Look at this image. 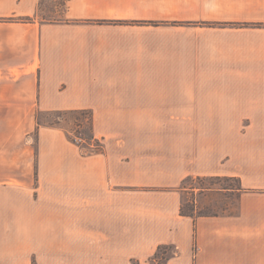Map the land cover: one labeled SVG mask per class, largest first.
Returning a JSON list of instances; mask_svg holds the SVG:
<instances>
[{
	"label": "crops",
	"instance_id": "obj_1",
	"mask_svg": "<svg viewBox=\"0 0 264 264\" xmlns=\"http://www.w3.org/2000/svg\"><path fill=\"white\" fill-rule=\"evenodd\" d=\"M62 1L0 0V264H264V0ZM77 110L100 152L37 122Z\"/></svg>",
	"mask_w": 264,
	"mask_h": 264
},
{
	"label": "rangeland",
	"instance_id": "obj_2",
	"mask_svg": "<svg viewBox=\"0 0 264 264\" xmlns=\"http://www.w3.org/2000/svg\"><path fill=\"white\" fill-rule=\"evenodd\" d=\"M64 9L63 1L62 0H41V4L39 6V18L42 19H60L59 17L62 15V11ZM162 127V137L166 138L165 143H169V131L168 128L170 126L171 120H159ZM178 122L179 127H185L186 126V120H176ZM37 122L41 125H52V126H59L63 127V129L69 133V136L71 138L79 137L82 138L83 141H76L83 154H89L92 151H98L99 146H101L100 141L98 140H91L90 139V127H89V121H88V115H80L78 113H67V114H61V115H48V114H40L39 118L37 119ZM158 120H156V123ZM149 126V124H147ZM34 137V136H33ZM147 142H153L154 137L152 135H149L147 131L146 136ZM208 187L211 186L212 188H222V187H236L237 182L236 181H227V180H194L191 182H185L184 187H187L190 189V187ZM201 200V196L198 198ZM198 200V201H199ZM189 201H193V197L191 195L185 193L183 196V207L185 211L190 210V203ZM10 200H8L9 204ZM232 203V204H231ZM235 203L232 202L231 199H228L226 197H218V196H212L208 197L206 201L202 204V202L199 201L198 208L196 212H202V213H216V214H225L230 213L234 211ZM190 212V211H189ZM2 232H0V235ZM5 233V232H3ZM2 240H5L0 237V242ZM3 245V244H0ZM175 250H173L170 247H167L166 250H164L165 254L162 257H168L171 254L174 253ZM162 260L160 259L159 262ZM33 264H36L35 261H33Z\"/></svg>",
	"mask_w": 264,
	"mask_h": 264
},
{
	"label": "trees",
	"instance_id": "obj_3",
	"mask_svg": "<svg viewBox=\"0 0 264 264\" xmlns=\"http://www.w3.org/2000/svg\"><path fill=\"white\" fill-rule=\"evenodd\" d=\"M63 6H65V3H64V1H63ZM27 20V19H26ZM67 113H78V114H80V115H88V121H89V129H90V134H91V136H90V139L92 140H94V138H93V134H92V115H91V112H89V111H86V110H77V111H58V112H52V113H44V114H48V115H51V114H54V115H61V114H67ZM45 126H49V127H57V128H62L63 129V127H59V126H52V125H45ZM67 133V136L69 137V140L73 143V144H75V145H79V144H77L76 143V141L78 140V141H80V142H82L83 141V139L82 138H79V137H74V138H71L70 136H69V133L68 132H66ZM36 134V133H35ZM102 149H101V146H99V149H98V151H92L91 153H98V152H100ZM91 153H89V154H91ZM86 155H88V154H86ZM194 180H207V181H210V180H227V181H229V179H227V178H223V179H220V178H191V177H188V178H186L184 181H183V184H182V188H186V187H184V184H185V182H191V181H194ZM236 182H237V185H239L238 184V180H235ZM191 189H193V188H197V189H199L200 191H203V190H209V189H211L212 187L211 186H206V187H203V186H201V187H194V186H192V187H190ZM221 189H225V190H229V189H233L232 187H222ZM238 189H240L241 190V188H238ZM189 203H190V205H191V207H190V212L188 211H185L184 210V207H183V205L181 206V209H180V214L182 215V216H188V217H202V216H215V214L216 213H202V212H196V210H195V204H194V202H191V201H189ZM167 249V247H165V246H161V247H158V249H157V252L154 254V256L151 258V260H150V263L151 264H164L165 263V261L168 259V257H162V256H164V255H166L165 254V252H164V250H166ZM162 260L161 262H159V260Z\"/></svg>",
	"mask_w": 264,
	"mask_h": 264
}]
</instances>
